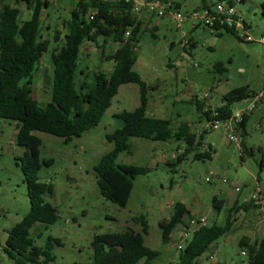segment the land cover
Returning a JSON list of instances; mask_svg holds the SVG:
<instances>
[{"label": "rangeland", "instance_id": "1", "mask_svg": "<svg viewBox=\"0 0 264 264\" xmlns=\"http://www.w3.org/2000/svg\"><path fill=\"white\" fill-rule=\"evenodd\" d=\"M49 1L43 9L42 34L50 40V46L33 81V95L41 105L51 101V54L64 39L66 20L77 2ZM177 2L178 8L172 5L165 16L153 19L160 21L156 29L150 21L156 14L141 13L144 24L136 41L138 58L134 70L153 86L147 95L150 114L170 119L174 128L187 122L198 133L207 123L203 108L219 106L225 102L226 93L247 86L255 93H263L246 124V145L252 151L242 154L236 142L227 143V134L221 127L204 134V142L214 148L212 159H194L191 153L172 167L168 161L179 148H184L183 142L131 137L130 149L121 152L116 162L145 166L149 171L135 179L130 199L123 207L102 194L95 167L114 147V142L107 138V134L121 125L114 115L122 110H134L140 104L137 83L121 85L102 121L81 137L66 143L62 137L34 131L42 140L41 162L51 160L42 163L38 175L53 184V192L45 198L56 206L60 218L53 224L37 223L31 234L38 246H45L49 236L60 239V243L52 246L54 264H92V241L96 235L128 229L143 233L142 219L149 227L148 233H143L145 244L159 252L151 264H175L178 250L174 235L180 227L174 230L170 241L164 242L161 221L172 214L177 201L193 203L192 207L204 213L209 224L225 225L230 195L239 196L244 203L253 193L259 190L264 193V43L261 42L264 0H242L236 5L239 16L248 23L253 41L227 31L216 34L203 24L193 29L189 15L201 7L202 1ZM18 5L22 9L21 19L29 18L26 5L23 2ZM1 6L0 2V9ZM177 9L184 15L180 25L172 15ZM57 31L59 41L54 40ZM190 38L196 43L183 47ZM103 40L101 36L99 43ZM105 49L107 53L113 50ZM80 57L88 66L89 80L94 70L103 68L110 72L114 65L91 41L85 42ZM250 101L235 103L234 111L248 106ZM17 124L15 120L0 118V264H16L5 254L3 245L9 231L30 210L20 159L27 148L17 143ZM215 198L223 203L221 217L213 207ZM253 203L257 208L237 211L232 228L212 244L213 248L200 255L195 264H249L248 254L242 253L247 247L240 240L248 237L253 243L264 234V212Z\"/></svg>", "mask_w": 264, "mask_h": 264}, {"label": "trees", "instance_id": "2", "mask_svg": "<svg viewBox=\"0 0 264 264\" xmlns=\"http://www.w3.org/2000/svg\"><path fill=\"white\" fill-rule=\"evenodd\" d=\"M201 1V6H209L208 0ZM0 2V118L18 122L17 143L27 148L20 159L30 202L28 214L9 231L3 250L16 264H54L52 246L53 243H60V239L49 236L45 246H38L31 234L37 223L53 224L60 218L56 206L45 198L53 192V184L41 180L38 175L42 163L48 164L51 160L41 162L42 140L34 131L62 137L66 143L74 137H81L102 121L121 85L137 83L140 88V104L134 110H122L114 115L121 123L112 133L107 134V138L114 142V147L101 157L95 167L102 194L123 207L130 199L135 179L149 171L145 166L116 162L121 152L130 149L131 137L183 142V152L176 159L168 161L172 167L183 162L191 153L194 159H212L214 149L209 144L206 151L198 150L206 132L196 133L187 122L174 128L170 119L153 117L147 113L148 90L153 86L148 85L134 70L138 58L136 41L144 17L133 10L131 0H77L66 20L68 32L64 34V42L51 54V101L46 105H41L34 98L33 81L41 66L42 56L50 46V40L42 34V9L50 1ZM20 2L30 11L29 18L21 19ZM172 3L177 8L180 6L177 0ZM262 6L264 13V2ZM92 8L96 9V14L89 20L88 14ZM245 24L248 26L247 22ZM219 28L216 34L227 31L238 36L232 27ZM128 29L131 32L126 37ZM101 36L104 40L99 43ZM109 38L118 41L120 45L107 53L105 43ZM59 39L60 32L57 31L54 40ZM86 41L94 42L101 49L102 56L114 62L110 72L103 68L94 70L91 80L88 79V66L83 65L80 57ZM254 95L255 92L247 86L237 87L224 95L223 104L207 109L205 117L207 120H226L233 115L235 103L251 99ZM247 117H244L239 133L242 154L250 152L246 145ZM222 205V201L217 198L213 200V207L217 211L222 209ZM241 208L248 210L257 206L252 202L242 203L236 210L232 208L229 211L225 225L208 223L194 229L185 247L178 253L175 264H195L200 255L232 228L234 211ZM192 218V212L186 205L177 201L171 216L161 221L163 241H170L176 228H189ZM142 225L143 233L147 234L149 227L145 219H142ZM143 233L128 229L96 235L92 241V264H151L159 252L145 244ZM240 243L247 247L249 264H264V234L253 243L249 242L248 237H242Z\"/></svg>", "mask_w": 264, "mask_h": 264}, {"label": "built area", "instance_id": "3", "mask_svg": "<svg viewBox=\"0 0 264 264\" xmlns=\"http://www.w3.org/2000/svg\"><path fill=\"white\" fill-rule=\"evenodd\" d=\"M130 1V0H126ZM133 2V10L141 17V13L144 11L155 13L157 16L162 17L169 13V8L173 5L171 0H131ZM209 6H201L199 9H195L190 13V17L193 19V27L199 24H203L210 29L211 32L218 33L220 31L219 27L229 26L234 28L237 31L238 36L246 41L255 40L253 35L250 32V28L245 24L243 19L239 16L236 9V5L241 0H208ZM96 14V9H91L88 14V19L92 20L93 16ZM174 18L178 21L180 25L184 21V15L177 9L174 14ZM219 24V25H218ZM131 29H128L125 33L126 37L130 35ZM183 36H186L183 32ZM261 42L264 43V39H261ZM188 41H185L182 46L184 47ZM263 97V93H255L251 98L250 104L242 109H239L237 112L234 111L233 115L226 120H219L212 118L207 120L205 127L198 131V134L213 131L216 129L224 128L227 138L230 142H236L240 146V127L241 123L244 121V117L257 107L259 101ZM247 100V99H246ZM246 100H242L244 102ZM215 115V114H213ZM185 148V145H184ZM184 148H179L176 153H173L170 160H174L178 157L180 153L183 152ZM209 148V143L202 142L198 147L199 151H206ZM225 180V179H224ZM207 181H210L207 178ZM245 202H255L257 205H260V210L264 212V193L261 190L253 193L248 200ZM244 202V203H245ZM208 221L206 217L199 216L194 217L190 220L189 228H182L174 236L175 239V248L178 250V253L183 250L185 243L191 237L192 231L201 226L207 225ZM243 254L247 255V250L242 251ZM211 258H214V255H210Z\"/></svg>", "mask_w": 264, "mask_h": 264}, {"label": "crops", "instance_id": "4", "mask_svg": "<svg viewBox=\"0 0 264 264\" xmlns=\"http://www.w3.org/2000/svg\"><path fill=\"white\" fill-rule=\"evenodd\" d=\"M52 2H54V1H52ZM43 9H44V7H43ZM43 9H42V17H43ZM195 9H199V8H195ZM194 9V10H195ZM46 13V12H45ZM148 15H150L151 16V14H148ZM155 17H159V16H154V17H152L151 18V26H153L155 29L159 26V24H160V21L159 20H153ZM26 19V18H25ZM150 19V18H149ZM243 19V18H242ZM244 20V19H243ZM245 21V20H244ZM246 22V21H245ZM199 25H196L195 27H193L192 26V28L193 29H195L196 27H198ZM66 32H68V27H67V30H66ZM100 39V38H99ZM61 40V39H60ZM63 42H64V39H62L61 40V43L60 44H63ZM88 42H90V41H88ZM87 41H86V43H88ZM192 42V43H191ZM196 43V40H194V39H192V38H190L189 40H188V43L184 46V47H186V46H189V45H194ZM106 44H107V46H106V48H107V51L108 50H114V49H116L117 47H119V45H120V43L118 42V41H115L113 38H109L108 40H107V42H106ZM84 45H85V43L83 44V46H82V48L84 47ZM111 52V51H110ZM183 57H184V55H183ZM85 63H86V61L85 60H83V64L85 65ZM41 69V66H40V68H39V70ZM158 84H154V86H157ZM217 107V106H216ZM209 108H211V109H214L215 107H211V106H208L207 108H203L202 109V113L205 115V111L207 110V109H209ZM147 113L149 114V115H151L150 113H151V109H149V106H148V110H147ZM251 115H252V113H250V114H248V117H247V121H248V119L251 117ZM151 116H153V115H151ZM247 116V115H246ZM207 119V118H206ZM247 121H246V123H245V129H246V124H247ZM189 124V123H188ZM190 125V124H189ZM190 127H191V129H193L192 128V126L190 125ZM194 131H196V130H198L197 128L196 129H193ZM197 132V131H196ZM225 139H226V142L227 143H231L229 140H228V138L227 137H225ZM204 140V139H203ZM214 149V148H213ZM250 151H252V150H250ZM180 202H183L185 205H186V207L192 212V215H193V217H199V216H203V217H205V215H204V213H198L193 207H192V204L193 203H191L190 201H189V203L188 202H186V201H180ZM229 205H228V207H227V211H226V216H224V219L225 220H227V217H228V214H229V211L233 208V209H235L236 210V208L238 207V206H240V204H242L241 203V201H240V198H239V196H237V195H230L229 196V199H228V202H227ZM256 210V209H255ZM221 211H222V209L220 210V211H218L219 213V217H221ZM239 211V210H238ZM235 211H234V215H233V218L235 219ZM171 216V213H170V215H168L167 216V218H169ZM207 219V218H206ZM207 221H208V219H207ZM235 221V220H234ZM183 227H180V229L179 230H181ZM179 232V231H178ZM177 232V233H178ZM175 233V232H174ZM177 233H175V235L177 234ZM174 235V236H175ZM212 248H213V246H211ZM210 247V248H211ZM211 258V257H210ZM211 259H215V258H211Z\"/></svg>", "mask_w": 264, "mask_h": 264}]
</instances>
